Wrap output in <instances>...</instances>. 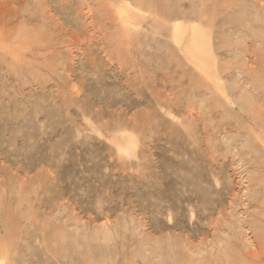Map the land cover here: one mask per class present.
Segmentation results:
<instances>
[{"label":"rangeland","instance_id":"obj_1","mask_svg":"<svg viewBox=\"0 0 264 264\" xmlns=\"http://www.w3.org/2000/svg\"><path fill=\"white\" fill-rule=\"evenodd\" d=\"M0 264H264V0H0Z\"/></svg>","mask_w":264,"mask_h":264},{"label":"bare ground","instance_id":"obj_2","mask_svg":"<svg viewBox=\"0 0 264 264\" xmlns=\"http://www.w3.org/2000/svg\"><path fill=\"white\" fill-rule=\"evenodd\" d=\"M197 48H198V47L195 45V46H194V50H195V49L197 50ZM198 50H199V49H198ZM196 62H197V61H196ZM196 62H195V63H196ZM202 62H203V61H202Z\"/></svg>","mask_w":264,"mask_h":264}]
</instances>
